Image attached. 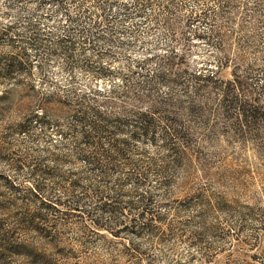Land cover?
Returning <instances> with one entry per match:
<instances>
[{"label": "rangeland", "instance_id": "obj_1", "mask_svg": "<svg viewBox=\"0 0 264 264\" xmlns=\"http://www.w3.org/2000/svg\"><path fill=\"white\" fill-rule=\"evenodd\" d=\"M0 264H264V0H0Z\"/></svg>", "mask_w": 264, "mask_h": 264}]
</instances>
